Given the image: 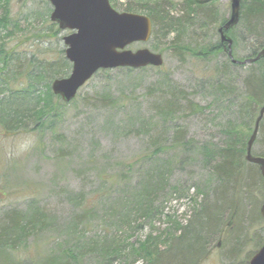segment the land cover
<instances>
[{"label": "rangeland", "instance_id": "obj_1", "mask_svg": "<svg viewBox=\"0 0 264 264\" xmlns=\"http://www.w3.org/2000/svg\"><path fill=\"white\" fill-rule=\"evenodd\" d=\"M167 1L171 2L166 5L169 12L172 11L170 6L175 7L173 17L179 15L185 0ZM209 1L214 2L216 12L227 14L230 0ZM110 3L118 13L130 7L138 8L134 0H110ZM46 6L50 16L52 9L46 0H10V17L18 21L19 27H0V42L6 44L7 50L13 49L15 60L44 62L65 58L66 47L62 39L72 32H63L48 20L49 17L46 19ZM3 9L4 6L0 8V21L5 15ZM136 13L146 15V11ZM195 24L191 29L185 27L188 30L181 36L183 46L197 48L219 41L216 34L218 26L209 25L199 15ZM175 34L169 35L168 39L154 34L149 43L133 44L128 48L131 51L147 48L153 53L163 54L165 63L162 70L146 68L133 72L123 69L111 70L109 74L100 72L79 91L75 103L68 104L56 118L52 114L46 126L39 131L21 132L14 136L0 133V217L11 210L26 211L32 200L43 206L49 217L45 226L47 229L20 250V261L29 264L40 262L42 257L52 255L61 246L62 249L80 250L81 264H99L100 260L97 259L100 258L89 246L102 249V241L108 236L125 247V251L117 256L119 258H113L111 264H147L143 259L130 256L133 248L139 251L141 243L151 233L155 237L170 229L168 220L182 224L188 222L193 213L190 199L178 198L175 194L169 196L170 191H167L169 195L162 197L161 216L156 215L150 221L138 220L129 227L118 224L121 205L127 202L133 190L138 189L143 176L140 169L134 168V173L125 183L121 177L123 170L126 174V166L137 164L141 156L154 151L159 142L167 141L169 136L166 133L171 131L173 124L182 127L187 140L191 139L196 144L223 145L220 133L227 124L236 121L237 117L233 113L237 110L215 109L204 82L213 78L215 69L219 67L232 77H237L236 88L242 90L245 79L250 76L259 79L262 76L264 61L253 67H243L234 72L231 70V73L226 69L227 54L205 61L172 49ZM233 51L238 60L252 55L251 47L240 43V40L236 47L233 46ZM15 66L16 61L10 68L11 72ZM178 88L187 94L190 92V98L195 103L211 109L200 117L188 116L185 102L178 100ZM174 98L180 106L169 108L168 103ZM229 99L232 101L234 95ZM49 121L53 122L52 126ZM28 135L36 138V146L20 158L9 159L5 154V146ZM256 141L252 153L264 154L262 132ZM170 154V157H160L157 161L167 163L166 159L170 158L180 161L183 153L180 150ZM172 167L168 182L170 188L180 185L181 188L190 189L189 196L198 197L199 203L205 196L213 202L215 189L219 186L215 176L198 163H188L181 168ZM244 175L247 179L246 172ZM244 189L245 186L237 222L232 223H235L231 227L233 231L228 233L227 228L222 239L217 236L213 241L210 240V249L199 264L245 263L244 260L264 243V222L257 217V211H260L264 202V191L260 184L255 185L251 189V198L248 197L250 194L245 195ZM198 190L200 194H197ZM72 197L82 202V208L87 205L93 207L87 227L80 228L79 236L71 234L69 227L74 218L82 214ZM116 212L117 215L114 214ZM230 214L231 210L223 217L225 223L230 220ZM243 237L246 242H242ZM233 249H237L236 255ZM209 250L211 254L207 255Z\"/></svg>", "mask_w": 264, "mask_h": 264}, {"label": "trees", "instance_id": "obj_2", "mask_svg": "<svg viewBox=\"0 0 264 264\" xmlns=\"http://www.w3.org/2000/svg\"><path fill=\"white\" fill-rule=\"evenodd\" d=\"M134 1H136L138 8L133 9L130 7L125 12L146 11V15L152 21V38L155 34L159 38L168 39L169 35L176 33V37L171 43L172 49L196 59L209 61L212 57L219 58L221 54L228 55L227 45L221 43L219 29L227 23L230 13L229 6L227 14L221 15L216 12L215 4L212 1L185 0L182 5L183 10L178 13L179 15L173 17L175 7L170 6L172 8L171 12H169V7L166 8V5L171 3L170 1ZM9 3L10 0H0V8L4 6L3 10L5 12L3 19L0 21V27L17 28L19 27L18 21L13 20L10 17V11H8ZM48 5L51 7L49 2ZM241 11L240 24L235 29L230 30L229 35L233 40L234 47H236L239 40L240 43L251 47L252 55L247 59H252L257 57L264 48V0H242ZM49 13L50 10L46 6L44 15L46 19L49 17L48 20H50ZM198 15L209 25L218 26L216 34H218L219 41L197 48L183 46L181 36L185 34L186 30L195 27ZM185 27H188V29H185ZM234 34L238 35L235 36ZM6 47V44L0 42V133L6 136H14L21 132H37L46 126V122L52 114L53 118H56V115L60 114L62 109L68 107L62 103L60 97L53 95L52 83L56 79L67 78L70 75L68 72L70 68L72 69V64L64 57L55 61L44 60V62L32 61V59L31 61L29 59L15 60L13 49L7 50ZM235 59L237 58L235 57ZM244 60L246 59L238 61ZM15 61V70L11 72L10 68L12 64H15ZM263 61L264 59L251 65L239 66L234 64L228 55V67L226 69L229 72L231 70L234 72L243 67L263 64ZM162 68L158 70H162ZM144 69L123 70L133 72L144 71ZM100 72L110 73L109 71ZM236 84L237 77H232L219 67L215 69L214 77L204 82L205 89L209 91V95L213 98L215 109L222 110L224 108L225 110V108H229V110H232L236 108L237 110L233 113V116L237 117L236 121L227 124V127L220 133L224 140L223 145L205 143L201 146L196 144L191 139L187 140V134L182 127L173 124L171 131L166 133L167 137L169 136L167 141L159 142L155 150L141 156L137 164L126 166L128 168L126 174L123 170L121 177L125 183L129 181V177L137 168L140 169L143 176L138 189L133 190L134 193L127 198V202L121 205L122 211L118 223L121 226L129 227L132 223H137L138 220L148 219L150 221L156 215L161 216L163 211L160 212V209L164 203L162 197L167 194V191H170V195L167 194L169 196L175 194L178 195V198L190 199L191 210H193L186 224L168 220L171 225L170 229L155 237L151 233L147 240L141 243L139 251L133 248L130 256L140 260L143 259L147 264H199L206 251L210 249L212 243L210 240L213 241L217 236L222 239L226 235L227 228L228 233L233 231L231 227L237 222L243 186H245V195L250 194L248 197L251 198H253L251 189L255 185L260 184L264 191V178L259 167L247 163L245 159L248 140L253 133L255 119L261 109L260 107L264 104V71L259 79L255 76L245 79L242 90L236 88ZM178 91L180 94L178 100L185 102L188 116L200 117L208 109H211L209 106L202 107L195 103L190 98V92L187 94L179 88ZM237 92H241L243 95ZM232 95H234V99L230 101L229 98ZM178 100L174 98L173 101L168 103V107L176 108L180 106ZM75 102L76 100L72 104ZM52 123L49 121V125ZM259 130L264 135V120ZM180 150L183 153L180 161L174 158H165L167 163L157 161L160 157L164 158L166 156L168 158L171 152ZM255 156L264 158L263 153ZM188 163H198L209 171L212 176L216 177L219 186L215 189L213 202H210L205 196L204 200L199 203L198 197L195 199V196H189L190 189L186 190L181 188L180 185L169 187L168 182L172 173V166L181 168ZM146 166H148L147 170H145ZM245 172L248 176L247 179H245ZM66 193L70 194L69 192ZM200 193L201 191L198 190L197 194ZM73 199L76 200L82 214L75 217L69 227L71 228V234L79 236L80 228L87 227V220L91 218L90 214L93 212L91 208L93 207L87 205L86 208H82V202L72 197ZM45 210L43 206L37 205V202L32 200L27 205L26 211L11 210L0 217V264H29L20 261L18 255L31 239L38 238L41 232L47 229L45 226L49 217H47ZM229 210H231L230 220L225 223L223 217ZM117 213L114 214L117 215ZM257 217L264 222L260 211H257ZM255 220L257 221V219ZM234 221L235 223L232 225ZM242 242H246L244 237ZM102 247V249H99L98 247L89 246L91 251L100 258L97 259L100 260L99 264H111L113 258H119L117 256L125 251L123 244L117 242L115 238L109 239L108 236L103 239ZM58 249L52 255L42 257L40 262L32 264H81L79 259L80 250L62 249L61 246H58ZM232 252L236 255L237 249H233ZM253 255L246 258L245 263L240 264H247Z\"/></svg>", "mask_w": 264, "mask_h": 264}, {"label": "water", "instance_id": "obj_3", "mask_svg": "<svg viewBox=\"0 0 264 264\" xmlns=\"http://www.w3.org/2000/svg\"><path fill=\"white\" fill-rule=\"evenodd\" d=\"M54 11L50 20L63 31L73 33L63 41L66 58L72 63L71 75L53 82V93L68 104L77 97L79 90L100 70L161 68L164 65L162 55L149 49L136 52L127 48L135 43H148L151 40L153 26L145 15L118 13L109 0H48ZM242 0H231L227 23L219 29L221 43L227 44L228 55L233 60V41L229 31L240 24ZM264 58V49L255 58L243 62L233 61L237 65L253 64ZM256 117L253 133L248 140L246 161L259 167L264 178V158L255 157L252 149L259 134L264 118V104ZM261 217L264 219V203L261 205ZM220 246V245H219ZM247 264H264V244L257 250Z\"/></svg>", "mask_w": 264, "mask_h": 264}, {"label": "clouds", "instance_id": "obj_4", "mask_svg": "<svg viewBox=\"0 0 264 264\" xmlns=\"http://www.w3.org/2000/svg\"><path fill=\"white\" fill-rule=\"evenodd\" d=\"M37 140L28 135L18 139L14 144L5 146V154L9 159L20 158L36 146Z\"/></svg>", "mask_w": 264, "mask_h": 264}]
</instances>
